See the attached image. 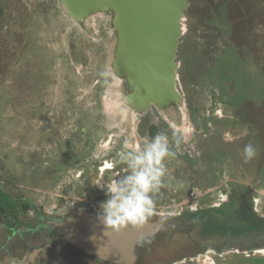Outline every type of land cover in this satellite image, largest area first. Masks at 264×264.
<instances>
[{
  "label": "rangeland",
  "instance_id": "obj_1",
  "mask_svg": "<svg viewBox=\"0 0 264 264\" xmlns=\"http://www.w3.org/2000/svg\"><path fill=\"white\" fill-rule=\"evenodd\" d=\"M179 25L185 115L172 99L139 112L110 11L76 19L60 0H0V189L15 203L0 215V264H31L45 243L27 235L20 253L7 251L14 218L98 213L97 184L128 174L117 153L157 133L175 156L163 161L150 220L178 229L146 242L137 264H264V0H187ZM66 254L44 251L39 264L96 263Z\"/></svg>",
  "mask_w": 264,
  "mask_h": 264
},
{
  "label": "water",
  "instance_id": "obj_2",
  "mask_svg": "<svg viewBox=\"0 0 264 264\" xmlns=\"http://www.w3.org/2000/svg\"><path fill=\"white\" fill-rule=\"evenodd\" d=\"M60 1L76 19L99 12L112 13L117 37L114 57L123 58L122 76L127 86L129 80L135 84L131 92L128 86V103L132 99L164 105L175 96V57L181 36L179 21L187 0ZM45 222L51 225V235L101 264H137L138 245L178 229L161 215L149 219L139 230L129 227L121 233L103 228L95 212ZM46 247L32 250L37 254Z\"/></svg>",
  "mask_w": 264,
  "mask_h": 264
},
{
  "label": "clouds",
  "instance_id": "obj_3",
  "mask_svg": "<svg viewBox=\"0 0 264 264\" xmlns=\"http://www.w3.org/2000/svg\"><path fill=\"white\" fill-rule=\"evenodd\" d=\"M233 139L236 137L225 133L226 142ZM255 155L253 145H245V162ZM173 156L175 153L169 149L168 137L161 133L146 141L142 148L126 142L117 153V163L126 164L128 174L119 179L114 178L106 185L97 184L106 196L99 204V224L115 233H121L129 227L137 230L143 228L154 214V197L164 187L162 177L166 169L163 161Z\"/></svg>",
  "mask_w": 264,
  "mask_h": 264
},
{
  "label": "flooded vegetation",
  "instance_id": "obj_4",
  "mask_svg": "<svg viewBox=\"0 0 264 264\" xmlns=\"http://www.w3.org/2000/svg\"><path fill=\"white\" fill-rule=\"evenodd\" d=\"M43 217L39 218L38 223L31 221V222H28L27 224H23L20 220H17V218L16 219L14 218L15 223L11 229V235L5 241L6 248H8L7 251L13 250L16 253H20V251H22V249H23V245H21V244L24 242L25 238H27L26 236L28 235L30 238H37L38 237V238H42L45 240L44 246L47 245V247L44 251L48 252V254H49L47 257L48 259L49 258L51 259V254L53 252L59 251L62 253H67V254L71 253L75 258L87 261V263L95 261L96 262L95 264H101L98 261H96L95 259L88 258V257L83 256L82 254H79L74 249L69 247L61 239L51 235V231H52L51 225H49L45 221L51 222V221H56V219L48 218V217L43 218ZM53 241H56L57 246H55V247L53 246ZM145 244L146 243L140 244L141 247H139V249L137 251L138 255L143 254V251H147L145 249L146 246L144 247ZM31 251L29 253H31ZM44 251H39L35 255V260H34L35 263H38V264L39 263H46V261L40 257L41 256L40 253H43ZM66 258H67L69 264H73L72 261H70V258H68L67 256H66Z\"/></svg>",
  "mask_w": 264,
  "mask_h": 264
},
{
  "label": "bare ground",
  "instance_id": "obj_5",
  "mask_svg": "<svg viewBox=\"0 0 264 264\" xmlns=\"http://www.w3.org/2000/svg\"><path fill=\"white\" fill-rule=\"evenodd\" d=\"M180 32H181V30H180ZM176 68H177V64H176ZM174 78H175V82H176V78H177V76H176V71H175ZM172 100L175 102V104L178 106V108H180V110L182 111V114L185 115V107H184V103H183V100H182L181 95L179 94V92L177 91L176 88H175V96L172 98ZM150 105H153L154 107H156V108L158 109V112L161 113L160 105H156V104H154V103H152V102H144V101L141 102V104H140V106H139V109H138L137 111H139V112H143V111H145L146 109H148V107H149ZM135 122H136V118L133 117V124H134L133 126H135V124H136ZM182 130H183V134H184L185 138H188V135H189V132H190V131H189L188 129H185V128H183ZM149 249H150V248H149ZM149 249H147V251H148ZM147 251H143V253H146ZM32 260H33V259H32ZM60 261H63V260H60ZM55 262H57V260H55ZM51 263H52V262H51ZM31 264H35V262H31Z\"/></svg>",
  "mask_w": 264,
  "mask_h": 264
},
{
  "label": "trees",
  "instance_id": "obj_6",
  "mask_svg": "<svg viewBox=\"0 0 264 264\" xmlns=\"http://www.w3.org/2000/svg\"><path fill=\"white\" fill-rule=\"evenodd\" d=\"M14 200L10 199L7 194H5L1 189H0V215H5L6 213L10 214V215H13L15 209L14 208ZM19 207H21L23 210H26L28 209V204L25 203V202H21L19 204ZM183 242V241H182ZM181 242V243H182ZM180 242L177 243V242H171V244H174L175 246H180L181 244ZM149 244V242H148ZM148 255V254H147ZM142 256V254L138 255L139 258H142L143 260H145L146 257H149V256Z\"/></svg>",
  "mask_w": 264,
  "mask_h": 264
},
{
  "label": "crops",
  "instance_id": "obj_7",
  "mask_svg": "<svg viewBox=\"0 0 264 264\" xmlns=\"http://www.w3.org/2000/svg\"><path fill=\"white\" fill-rule=\"evenodd\" d=\"M142 256H145V253H143V255Z\"/></svg>",
  "mask_w": 264,
  "mask_h": 264
}]
</instances>
